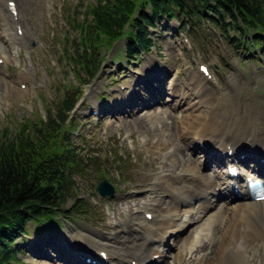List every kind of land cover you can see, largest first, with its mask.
I'll list each match as a JSON object with an SVG mask.
<instances>
[{
	"label": "rangeland",
	"instance_id": "1",
	"mask_svg": "<svg viewBox=\"0 0 264 264\" xmlns=\"http://www.w3.org/2000/svg\"><path fill=\"white\" fill-rule=\"evenodd\" d=\"M4 1L0 0V5H4ZM17 1L20 5L25 36H20L21 38L16 41L15 46L10 43L11 41L6 40L10 37L5 36V32L2 31L4 20L0 17V33L1 31L4 33L0 34V54L5 55L7 59V66L0 69V133L6 131L14 135L24 127L30 131L35 123L47 120L50 112L58 110L60 101L68 92L73 97H76L75 92H78L80 96L77 98L80 99L83 94L86 98L85 101H83L84 98L79 100L72 120H70V125H75L70 129L71 141L76 146L83 148V155L92 158V160L84 159L83 170L75 178L78 183V193L86 201V204L80 210L82 214L76 218L67 219L64 215H58L57 221L51 223L52 234L72 236L70 241L74 239L73 242L76 238L85 236L87 240L98 242L97 247L115 249L119 240L123 239L122 237L127 235L133 240L135 230L136 233H141V226L137 223L138 218H145L143 208L145 201L153 198L159 199L161 196H163L164 204L171 200L167 194L158 195L149 193L148 190L160 174L163 161L170 165L176 159L181 160L176 152L165 154L164 151H161L159 148L163 149V144H159L158 141L164 140L169 133L184 131L187 121L183 126L180 125L177 115L189 106L190 98L197 100L202 96L203 91L210 88L215 91L211 82L207 84L203 81L205 77H208L199 71L200 64H207L213 76L211 79L225 89H222L223 94H216V99L225 98L228 100L232 98L237 105L247 104L252 115L260 122V127L264 128V52L257 50L255 53L256 49L251 44H248V48H253V53L237 49L236 31L222 32L221 28L206 22L202 24L199 32L185 33L183 24L178 20H173L169 23V27L174 29L177 27L179 34L176 35L174 31L161 32L164 28L157 27V48L137 60L131 59L130 62H126L125 69H120V65L116 66L120 64L119 59L123 55L124 39L116 42L110 51L106 46L102 47L100 56H104L103 66L108 67L102 68L97 79L89 86L86 83V79L89 78L87 73L79 72V77L76 75L75 69L77 68H75L74 62L64 54V49L67 47L72 50L71 44L75 38H78V33L71 26V20L86 16V7L89 3L97 0ZM6 19L9 26L12 27V32L16 33L17 27L14 26L11 18L7 17ZM20 31L19 34H23ZM114 58H116V65H113ZM152 58L155 59L151 63ZM158 59L161 62L162 71L170 73L169 78H178L183 83V86L180 85L175 89H185L190 95L189 99H183L181 91L175 93L173 87L169 88L172 89L177 100L182 103L180 112L179 108L176 109L173 106L175 100L166 101L172 104L165 102L168 95L164 94L162 97L160 91L155 89L158 87L159 90H162V85L153 78L148 80L147 86L142 85L134 88L135 91L132 90V93L130 91L131 79L141 75L151 66L154 68ZM30 78L31 82L26 85L27 89L21 87L19 80L27 82L30 81ZM180 81L176 82L181 84ZM218 87L220 88L219 85ZM120 88L125 91L118 92L117 90ZM206 97L205 93L203 100H206ZM157 98L161 104H154V100ZM98 103L100 104L97 107H100V116L96 115L97 110H94ZM201 105L204 114L216 111V123L220 124L219 127L224 126L220 123L221 115L224 110H229L232 107L230 103L228 105L230 108H224V104L220 106L219 103L211 106L205 102ZM119 109L121 112L118 111ZM230 116L232 117V114ZM133 117H136V120ZM140 121L144 122L146 126L140 125L138 123ZM166 127L172 131L167 130V133L164 134L163 131ZM261 138L263 140L261 144H264L263 133H261ZM183 139L184 137L176 135L171 143H175L179 147L183 145L186 150L183 149L181 153L188 154L190 149L187 146L196 147V143L194 144L191 140L185 142ZM163 154L166 156L164 157ZM202 155L201 152L194 153V158L200 159ZM153 157H159V159L155 161ZM194 165L210 176L215 175V172L212 171L216 169L213 167V165L216 166L214 162H208V167L205 164L195 163ZM253 166L255 163L249 162L241 168L244 174H247L252 171ZM223 171L225 172V168ZM102 179H107L114 186L115 197L100 196L97 186ZM217 185L216 182L215 186ZM211 194H204V198H208ZM214 195L212 200L216 202L214 206L218 208L224 198L220 196L215 199ZM234 202L229 201L228 203L233 206ZM72 204L73 201L69 200L68 207ZM87 205H90L88 209ZM196 205L197 200H193L190 207L193 208ZM182 207L175 225L184 221L185 227L188 223L184 217L185 206ZM210 212V210L206 212L208 215L202 219L207 221L212 214ZM231 213L232 209L228 214H225L227 216L223 218L224 221L233 217ZM154 217L155 215L152 220ZM202 219L190 223L187 231L180 230L181 234L178 238L171 236L169 241H174V244L169 249L167 247L159 249L164 254L167 253L165 249L169 250L166 254L168 255V264H174L175 257H177L176 243L179 242L178 248L181 245L184 247V242L189 244L195 237V231L204 227ZM215 227L219 228L218 233L213 231L210 233L211 237L209 235V238L206 237L203 243H197L186 256L184 264L189 262L193 264L196 258L212 253L215 248L223 245L230 247L235 244L234 240L225 232L226 226H223L222 223L219 226L217 223ZM131 229H133V234ZM36 232L38 230L35 224H32L30 226L31 235L28 237L27 243L22 246L24 255H19L23 260L20 264H64L58 263L59 260L55 259L58 256V253L53 250L55 245L51 247L48 245L49 242L41 243L40 240L37 244L32 243ZM169 235L171 234L165 233V239ZM248 239L253 240L254 237ZM258 242L259 246L251 245L252 247L245 250L243 257L246 261L244 264H264V242L262 244L261 240ZM203 249L206 250L200 252ZM45 252H49L52 256L55 255V257L50 260ZM185 253L186 251L183 252V257H185Z\"/></svg>",
	"mask_w": 264,
	"mask_h": 264
},
{
	"label": "trees",
	"instance_id": "2",
	"mask_svg": "<svg viewBox=\"0 0 264 264\" xmlns=\"http://www.w3.org/2000/svg\"><path fill=\"white\" fill-rule=\"evenodd\" d=\"M85 15L71 20L79 37L64 54L74 62L77 76L87 73V84L100 71L102 47L110 49L124 39L126 57L138 58L156 44L151 29L166 19L178 18L186 27L209 21L228 33L236 31L237 48L264 47V0H97L89 3ZM75 95L66 93L58 110L30 131L24 127L14 135L0 133V264L23 261L17 238L25 241L32 224L42 231L58 215L71 219L82 214L86 201L75 178L84 159L92 158L70 138L75 126L70 117L80 93ZM69 200L73 204L68 207Z\"/></svg>",
	"mask_w": 264,
	"mask_h": 264
},
{
	"label": "bare ground",
	"instance_id": "3",
	"mask_svg": "<svg viewBox=\"0 0 264 264\" xmlns=\"http://www.w3.org/2000/svg\"><path fill=\"white\" fill-rule=\"evenodd\" d=\"M10 1L12 0H5V4L0 5V17L4 20L5 25H8V27H4L2 29V31L5 32V36L10 37V39L6 40L11 41L10 43L15 46L16 41L21 38L20 36H25V31H23L22 35H19L18 30L15 34L12 32V27L9 26L6 19L8 16L11 18L13 23L18 26V28H24L22 26L23 21L18 1L15 0L16 5L14 9L16 10V15L15 10L12 9L9 4ZM2 31L0 33L1 35L4 34ZM0 59H2L3 62L0 68H4L7 65V59L2 54H0ZM157 65L159 64H156V66ZM19 81L21 84L26 83L22 79ZM174 82V84L172 83L171 85L175 93L181 91L182 98L189 99L188 97H190V95L185 89H175V87H179L181 84L176 81ZM205 93L208 98L206 97V100H203L205 99ZM215 96V91L210 88L205 90V92L203 91L202 96L199 99L192 100L190 98L187 111H183L181 115H177V121L180 125L183 126L187 121L184 131H176L177 133L173 132L171 134L169 133L170 135L167 134L164 140L158 141L159 144H163L162 147L164 150L162 148L159 149L164 151L165 154H173L175 152L181 153L183 149L186 150L183 145L182 147H179L175 145V143H171L176 135L181 138L184 137L183 140L185 141L190 139L194 144L201 142L204 144V148L199 146L188 147L190 150H194V152H198L199 150V152L205 153L206 158L202 155L203 158L195 159L196 157L194 158L191 152L188 153L190 156H188L185 152L184 154L181 153V160L176 159L173 161L172 165H168L165 161L161 163L162 166L160 174L157 176L155 183L150 185V190L152 193H156L158 195L167 194L171 197V200H169L167 204H164L161 197L159 199H149L143 203V208L145 210L144 215L146 216L151 213L152 218L154 215L155 217L150 221H144V218L142 217L138 218L137 224L141 226V233L138 234L135 230L133 240H131L130 237L123 238L119 240L115 249L112 248L110 250L108 247H105L104 249L102 247H97V245H99L98 242L87 240L85 236H80V239L85 241L87 245L80 244L78 241H70L71 237H67L69 240L67 244L71 247H75L82 253L87 252L86 248H88V245L97 247L100 253L102 251L107 253L106 262L91 260L85 264H154L156 261L160 260L166 262L167 253L164 254V252L159 249H164L163 243L166 240L164 237L165 233L173 235L176 231L179 232L178 229L181 230L184 228V221L181 224L175 225L177 216L181 213L180 211H182L181 206H185L184 217L187 219L188 224L190 222L192 223L194 220L199 221L209 210L212 214L209 216L207 221L202 219V221H204V227L195 231V237H193V240L189 244L184 242V247L181 245V247L178 248L179 242L176 243L178 254L177 257H175L176 259L174 264H184L183 260H185V257H183V252L185 249H188V253H190L194 249L195 245L197 243H203L205 238L208 237L210 233L213 231L214 233H218L219 228L215 227L217 223L219 226L220 223H222L223 226H226L225 232L232 240H234L235 244L230 247L223 245L217 249L214 245L215 250L212 251V253L199 256L194 260L197 264H244L246 261L243 257L245 256V250L250 248L251 245H254V247L259 246L260 243L258 240H261V244L264 242V200L258 202L250 200L247 195L248 193L245 192L247 185L245 186V183L240 184L238 181L239 177L235 180L239 183V185H242L241 196L235 195V197L232 193L229 194L227 189L230 187L231 181L234 180L229 176L228 167L237 166L238 169H242L241 167H244L243 164L236 162L233 157L235 152L237 153L239 151L240 147H242L245 143H249L253 147L259 146L257 149L260 150V156L264 157V144L260 145V140L262 139L261 133L264 134V128L260 127V122H258L252 115V112L247 104L237 105L233 102L232 98H229L228 100L225 98L217 100ZM205 102L211 106L213 104L216 105L217 103H219L220 106L224 104V108L229 107V103L232 105L231 112L230 107V109L228 108L229 110H224L222 112V119L220 123L224 124L223 127H219L220 124L216 123V111H209L207 114L202 112L203 106L201 104ZM231 113L232 117L229 115ZM133 118L136 120V117ZM138 123L143 127L146 126L144 122L140 121ZM167 130L168 127H166L163 131L164 134L167 133ZM168 131L171 132L172 130ZM231 150H233L232 155L230 153ZM261 150H263V153ZM254 153H256V151H254ZM158 159L159 157H153V160L155 161ZM206 161L218 163V168L213 165V167L216 168L213 170L215 172L214 176H210L208 173L202 172V169L200 170V168L194 165L195 163L198 165H207ZM239 161L244 162L246 161V158L239 159ZM206 167H208V165ZM224 168L225 172L223 171ZM260 171L264 174V164L256 165L254 172L259 173ZM240 174H242V172ZM216 182L218 183V187L215 186ZM207 193L215 194V196H218L221 193L225 194L223 202H220L221 205H219L218 208L213 204L204 205V194ZM232 198L239 200L234 202ZM194 199L203 200L201 201V206L196 209H193L188 205V203H191ZM229 201H233L235 205L232 206V204L228 203ZM225 203L227 204L225 205ZM231 209V215L233 217L224 221L223 218L227 216H225V214H228ZM175 235H177V233ZM124 237H127V235ZM176 237L178 238L179 235ZM249 237H254V239H248ZM172 244H174V241H171L170 247ZM205 250L206 249L200 250V252ZM86 254H88V252ZM63 256L64 252L61 253V257ZM87 257L91 256H86L85 258ZM55 259L62 260L59 255ZM99 259L103 260L102 255L99 256ZM79 262L80 261L78 260L76 263L78 264ZM195 262H193V264H195ZM188 264L191 263L189 262Z\"/></svg>",
	"mask_w": 264,
	"mask_h": 264
},
{
	"label": "water",
	"instance_id": "4",
	"mask_svg": "<svg viewBox=\"0 0 264 264\" xmlns=\"http://www.w3.org/2000/svg\"><path fill=\"white\" fill-rule=\"evenodd\" d=\"M97 189L101 196L113 197L115 194L114 187L106 179L99 183Z\"/></svg>",
	"mask_w": 264,
	"mask_h": 264
}]
</instances>
